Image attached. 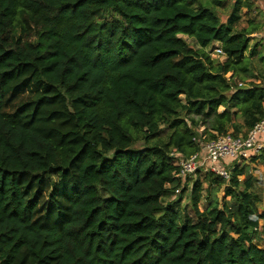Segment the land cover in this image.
Returning <instances> with one entry per match:
<instances>
[{
    "label": "trees",
    "instance_id": "obj_1",
    "mask_svg": "<svg viewBox=\"0 0 264 264\" xmlns=\"http://www.w3.org/2000/svg\"><path fill=\"white\" fill-rule=\"evenodd\" d=\"M220 3L0 0V264H264V150L189 190L176 164L264 117L252 5Z\"/></svg>",
    "mask_w": 264,
    "mask_h": 264
},
{
    "label": "rangeland",
    "instance_id": "obj_2",
    "mask_svg": "<svg viewBox=\"0 0 264 264\" xmlns=\"http://www.w3.org/2000/svg\"><path fill=\"white\" fill-rule=\"evenodd\" d=\"M203 1L205 2L206 0H203ZM219 1H221L219 5H212V6L214 10L216 11V13L219 15L221 21L225 22L231 13L235 0H219ZM244 1L251 3L252 6L249 8L246 6H243L240 9L241 19L239 20L237 24V28L246 27V29H248L249 31L252 29H255L253 33L248 35L249 44H248V49L246 51V56L252 59L253 68L255 67L254 73L257 74L261 69L264 70V61L261 60V58L264 57V0H241V3H244ZM185 38L190 46H192L193 48L197 47L195 41L192 38H188V37H185ZM213 45H219V44L217 42H212L206 47V50L209 51L212 59L216 61H223L225 59V56L223 55L221 56L213 52ZM254 48L256 49L257 53L253 57H251L249 56V52ZM263 76H264V73H263ZM227 77H231V73H228ZM256 80H257L256 78L251 79L248 77H245L243 79V75L236 77L238 86H243V87L244 86L249 87L251 85L250 81H256ZM219 110H222V107H220ZM235 122L242 123V121L239 118H236ZM198 128H199L198 131L200 132L203 129L202 124L199 123ZM178 160L179 159H177L176 164L178 163ZM244 162H245V159H242L239 162H235V161L231 162L230 160H227V162L224 163V166H226V168L229 170L231 164L233 163L244 164ZM247 167L250 168L253 174L255 173L257 175L258 179L254 183V189L260 197V202L257 204V206L260 212L264 211V180H263L264 161H262V163H251L250 162L249 166L247 165ZM200 174L202 177L203 173H200ZM188 176L192 180L187 182V190L191 188V183L193 179L196 178L194 174L188 175ZM184 178L185 177H182V179ZM204 187H206L205 184H204ZM221 195H222V191H220L216 197L219 198ZM212 196L213 194H210V197ZM208 200H209V197L207 198V195L204 191V193L202 194L200 203H199L200 210H203L208 205L209 203ZM175 207L179 211L181 218L185 219V217H187L186 215L188 212V202L184 200L180 204H177ZM260 222L261 224L264 225V219H261ZM258 245L261 246V243L259 241H258Z\"/></svg>",
    "mask_w": 264,
    "mask_h": 264
},
{
    "label": "built area",
    "instance_id": "obj_3",
    "mask_svg": "<svg viewBox=\"0 0 264 264\" xmlns=\"http://www.w3.org/2000/svg\"><path fill=\"white\" fill-rule=\"evenodd\" d=\"M213 52L222 54L219 47L214 48ZM199 142L201 147L199 152L178 160L181 177L203 169L229 179V170L224 166L227 160L231 162L247 160L264 150V117L244 134L232 135L229 132L214 139Z\"/></svg>",
    "mask_w": 264,
    "mask_h": 264
},
{
    "label": "crops",
    "instance_id": "obj_4",
    "mask_svg": "<svg viewBox=\"0 0 264 264\" xmlns=\"http://www.w3.org/2000/svg\"><path fill=\"white\" fill-rule=\"evenodd\" d=\"M217 46V45H216ZM218 47V46H217ZM256 163H262V161L261 160H258ZM255 177H256V179H258L257 178V175L254 173L253 174ZM264 175V174H263ZM263 180H264V176H263ZM261 220H259V223L261 224V222H260ZM261 225H263V224H261Z\"/></svg>",
    "mask_w": 264,
    "mask_h": 264
}]
</instances>
